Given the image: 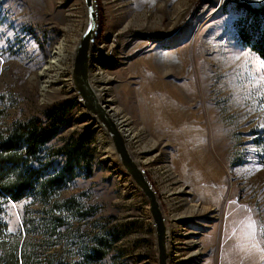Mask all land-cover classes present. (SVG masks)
Masks as SVG:
<instances>
[{
	"label": "rangeland",
	"instance_id": "rangeland-1",
	"mask_svg": "<svg viewBox=\"0 0 264 264\" xmlns=\"http://www.w3.org/2000/svg\"><path fill=\"white\" fill-rule=\"evenodd\" d=\"M96 3L90 74L93 67L105 74L114 105L131 121L137 144L129 149L156 191L169 229L190 233V243L174 237L178 246L169 236V264H264V61L243 46L235 27L243 16L237 3L260 8L264 0ZM86 25L83 0H0V132L16 122L44 120L51 109L76 100L43 150L59 166L56 150L70 144L84 163L52 201L56 212L62 209L68 261L79 250L73 243L117 229L122 240L99 264H158L148 202L110 138L112 149L101 143L73 90L75 50ZM59 50V81L48 86L38 75ZM175 179L187 204L171 194ZM73 197L82 211L63 204ZM36 201L0 199V218L21 242L48 228ZM92 207L94 216L78 219ZM177 214L187 220L174 221Z\"/></svg>",
	"mask_w": 264,
	"mask_h": 264
},
{
	"label": "trees",
	"instance_id": "trees-1",
	"mask_svg": "<svg viewBox=\"0 0 264 264\" xmlns=\"http://www.w3.org/2000/svg\"><path fill=\"white\" fill-rule=\"evenodd\" d=\"M236 6L243 12L235 24L240 42L264 61V6L253 8L246 3H237ZM77 104L76 100L61 104L48 111L44 120L16 122L6 132H0V199L14 202L30 197L35 201L39 199L36 202L40 201L43 208L39 213L50 221L43 233H37L35 229L32 231L37 233L36 239L26 237L21 242L20 236L9 232L7 224L0 218V264H99L124 236L117 229L95 233L90 236L88 243L80 240L79 244H72L73 249L78 246L79 250L73 256L74 259L68 261L65 250L68 243H64L62 236L65 227L62 209L56 212L57 203L52 201L79 176L84 163L79 158L81 151H72L70 144L56 150L61 157L59 166H55L54 161L49 162L50 156L44 155L43 150L56 138L60 127ZM63 204L71 206V209L83 210L75 197ZM92 209L89 208L78 219L82 221L94 216ZM69 230L68 227L65 231ZM75 232L80 231L77 229ZM26 233L29 236L31 234L27 230ZM36 242L40 244L36 246ZM121 256L118 255L117 259Z\"/></svg>",
	"mask_w": 264,
	"mask_h": 264
},
{
	"label": "water",
	"instance_id": "water-1",
	"mask_svg": "<svg viewBox=\"0 0 264 264\" xmlns=\"http://www.w3.org/2000/svg\"><path fill=\"white\" fill-rule=\"evenodd\" d=\"M87 12V25L75 50L72 74L73 90L81 107L94 119L110 138L121 167L148 202L150 218L153 221L158 250V264H169L168 232L164 212L153 186L145 172L130 154L126 141L117 125L109 118L100 104L89 82L91 50L98 33V9L96 0H83Z\"/></svg>",
	"mask_w": 264,
	"mask_h": 264
},
{
	"label": "bare ground",
	"instance_id": "bare-ground-1",
	"mask_svg": "<svg viewBox=\"0 0 264 264\" xmlns=\"http://www.w3.org/2000/svg\"><path fill=\"white\" fill-rule=\"evenodd\" d=\"M54 54L56 55V57L53 58L52 60H55V61H53V62L50 61L49 62L50 66L51 65L52 66L49 67V68H48V66L45 67V69L43 70V72H41L38 75V78L40 77V79L44 81L43 83L44 84H47L48 86L49 85H52L54 83H58V81H59V75H60L59 74V70H54V69L59 65L57 63L58 62H62L63 59H64L63 54H62V52L60 50H59V52H55ZM73 57H74V55H73ZM91 57H92V50H91ZM89 82L91 84L92 90L95 93V96H96L97 101L100 104H102V106L105 108L106 113L108 114L109 118H111L113 120V122L117 125V128L122 133V135H123V137H124V139L126 141L127 148L129 150L130 154L132 155L129 147L137 144V142H136V140H137L136 139L137 138V133L135 132L134 128L132 127L131 121L129 120V118L121 117L122 115H121L120 110L118 109L117 106L114 105V100L111 98V94H110V88L107 86V77L105 76L104 73H102L98 69L96 70V67H93V74H92V76L90 74V76H89ZM89 120H91L94 123V126L98 128L99 136H100L99 138L101 139V143L103 145H105L104 147L106 148V150H109V148L112 149V145L110 143V140L108 139V137L106 136V134L104 133V131L100 128V126L98 125V123L95 122V120L92 119V118L89 119ZM132 157L135 160V162L137 163V165L140 166V163L134 158L133 155H132ZM111 165L114 166L115 171L118 170L117 173L119 172V175L120 176H123V177L126 178L127 184L129 186L133 187V184H132V182L129 179L130 177L129 176H128L129 178L126 177L125 172L123 170H121V168L118 166V164L116 162L115 163L113 162ZM145 176H146V174H145ZM173 183H174V189L171 190V194L173 195L174 198H176L175 196H178V195L181 196V197H184L181 200L184 203L187 204V199L185 198V196L187 195V193H185L184 188H182L181 186H177V184H179V181L177 179H175ZM132 189H134V187ZM161 208H162V206H161ZM162 211H163V209H162ZM193 211H196L197 212V209H194ZM164 216H165V213H164ZM165 219H166L167 232H168V253L170 255V250H169V247H170V244H169L170 243L169 236L171 235L173 241H175L174 240L175 239L174 237H179V238H183V240H181V241H184L185 240L184 243H187V242L190 243V241H189V235H190V233L189 232H186V231L183 232V230L180 229L178 226L176 227V229L175 228L174 229L173 228L172 229H169L168 220H167V217L166 216H165ZM172 219L174 221H177V222L178 221H181V220H187V219H184L183 217H179L178 214L177 215H173L172 216ZM178 242H176V241L173 242V245L175 244V246H178L180 244ZM192 244H193V246L191 244H189L190 247L191 246L194 247L196 245L195 244V241L194 242L192 241ZM173 248H175V247H173ZM193 251L194 252H192V254H194V253H195V255L198 254V250L197 249H195ZM189 252H190V250H189ZM190 256H192V255L190 254L188 257H190Z\"/></svg>",
	"mask_w": 264,
	"mask_h": 264
},
{
	"label": "snow or ice",
	"instance_id": "snow-or-ice-1",
	"mask_svg": "<svg viewBox=\"0 0 264 264\" xmlns=\"http://www.w3.org/2000/svg\"><path fill=\"white\" fill-rule=\"evenodd\" d=\"M261 231H262V234H264V228H262V230H261Z\"/></svg>",
	"mask_w": 264,
	"mask_h": 264
}]
</instances>
